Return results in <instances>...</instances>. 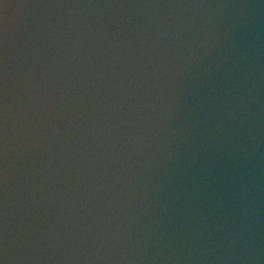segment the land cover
<instances>
[{"label": "clouds", "instance_id": "9594fccd", "mask_svg": "<svg viewBox=\"0 0 264 264\" xmlns=\"http://www.w3.org/2000/svg\"><path fill=\"white\" fill-rule=\"evenodd\" d=\"M264 0H0V264H264Z\"/></svg>", "mask_w": 264, "mask_h": 264}, {"label": "water", "instance_id": "95a60500", "mask_svg": "<svg viewBox=\"0 0 264 264\" xmlns=\"http://www.w3.org/2000/svg\"><path fill=\"white\" fill-rule=\"evenodd\" d=\"M261 242L264 243V222H262Z\"/></svg>", "mask_w": 264, "mask_h": 264}]
</instances>
